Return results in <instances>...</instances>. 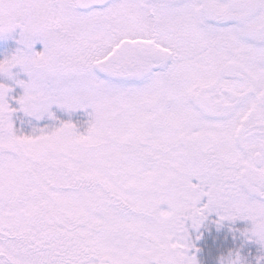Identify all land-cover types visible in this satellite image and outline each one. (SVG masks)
Returning <instances> with one entry per match:
<instances>
[{"label":"snow or ice","instance_id":"1","mask_svg":"<svg viewBox=\"0 0 264 264\" xmlns=\"http://www.w3.org/2000/svg\"><path fill=\"white\" fill-rule=\"evenodd\" d=\"M17 30L0 264H199L212 215L264 250V0H0V37Z\"/></svg>","mask_w":264,"mask_h":264},{"label":"rangeland","instance_id":"2","mask_svg":"<svg viewBox=\"0 0 264 264\" xmlns=\"http://www.w3.org/2000/svg\"><path fill=\"white\" fill-rule=\"evenodd\" d=\"M18 39V30L16 33H13L9 36L0 37V60H3L16 52V50L20 47V45L17 43ZM42 50V44L37 43L35 45L34 51L39 52ZM14 74H18V79H22L25 82L27 81V76L20 69H15ZM97 75H99L101 78H104L103 74L97 73ZM0 82L3 81L0 80ZM22 94V89L18 87L14 89V95L16 97H19ZM53 111L56 112V115L60 120L65 122L70 121L76 124L78 130L82 133L86 131L88 115L83 110L73 113L71 114V116L60 112L55 108H53ZM33 126H36L35 121L29 124V122L26 120V118L22 116V114H18V119L16 120V127L18 128V130L23 131L24 134H29L31 133ZM39 126L42 127L44 126V124L40 123ZM210 217L214 218L215 225H212V223H206L205 227L207 225H210L208 226V228H210L209 231H211L212 233L215 232L216 234H218V232H221L220 230H224L225 235H223V232L220 234V237L222 236L221 240L217 239V235L214 236L213 234L204 233L203 235H200V243H195V247L200 249V251L198 253H194L197 256L199 264H217V259L221 255H226L230 251H240L242 257L246 259L247 264H256V258L258 256L264 255V250H261L258 244L247 242L245 238L241 235V233L245 229H250V222L242 220H237L234 223L224 222L223 225L218 227L216 224L215 215H212ZM195 235L196 234L193 233V237H195ZM208 239H211L212 241H208Z\"/></svg>","mask_w":264,"mask_h":264},{"label":"flooded vegetation","instance_id":"3","mask_svg":"<svg viewBox=\"0 0 264 264\" xmlns=\"http://www.w3.org/2000/svg\"><path fill=\"white\" fill-rule=\"evenodd\" d=\"M209 219H211V220H208V221H210V222H206V223H212V225H215V223H214V218L213 217H209ZM208 226H210V225H207L206 227L204 226V227H202V229L200 230V233H199V235H203L204 233H208V234H211V231H209V229L210 228H208ZM196 234V233H195ZM213 239H215V238H213ZM212 241L211 239H208V241ZM195 243H200V241L198 240V241H195Z\"/></svg>","mask_w":264,"mask_h":264},{"label":"trees","instance_id":"4","mask_svg":"<svg viewBox=\"0 0 264 264\" xmlns=\"http://www.w3.org/2000/svg\"><path fill=\"white\" fill-rule=\"evenodd\" d=\"M211 234H213L214 236L215 235H217L216 237H217V239H219V240H221L222 239V236L220 237V232H218V234H216V233H211ZM223 235H225L224 233H223Z\"/></svg>","mask_w":264,"mask_h":264}]
</instances>
